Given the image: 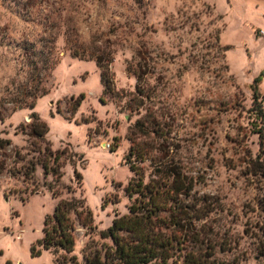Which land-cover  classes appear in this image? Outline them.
<instances>
[{
  "label": "rangeland",
  "instance_id": "374dc122",
  "mask_svg": "<svg viewBox=\"0 0 264 264\" xmlns=\"http://www.w3.org/2000/svg\"><path fill=\"white\" fill-rule=\"evenodd\" d=\"M35 114L46 142L30 136ZM139 120L149 134H133ZM130 137L212 209L198 227L219 262L264 264V0H0V264L103 259L102 233L131 205ZM47 144L65 153L60 176L43 168ZM74 198L93 224L73 215L74 251L45 250L47 221Z\"/></svg>",
  "mask_w": 264,
  "mask_h": 264
},
{
  "label": "trees",
  "instance_id": "16d2710c",
  "mask_svg": "<svg viewBox=\"0 0 264 264\" xmlns=\"http://www.w3.org/2000/svg\"><path fill=\"white\" fill-rule=\"evenodd\" d=\"M75 55L78 56L77 53ZM96 59L105 92H109L113 83L110 61L102 55H98ZM260 81L261 78H258L252 85L255 94ZM44 94L46 91L41 92L40 96ZM83 98L84 96L81 97ZM78 101L76 106L79 105ZM31 118L34 122L30 136L34 138V144L46 142L49 132L47 124L36 114ZM132 132L149 134L143 120L137 121ZM130 142V149L124 156L125 164L133 173L125 188L126 195L131 198L129 212L117 216L112 226L102 233L103 237L113 241V246L108 247L105 252L104 260L98 253L87 257L86 264H222L215 257V247L210 240L206 241L202 237L201 228L198 227V223L212 209L206 204L200 207L191 205L189 199L193 191L192 181L188 180L172 160L151 156L153 147H144L133 137H130ZM10 143V140L0 138V149ZM116 148L117 146L111 151H116ZM45 152L55 164V167H50L45 159L42 163L45 172L50 170L54 175L60 176L56 167L65 153L54 154L49 144ZM147 161L150 162L153 175L149 181H145L144 167L140 165ZM3 168L1 165L0 172ZM77 177L81 179L80 174ZM73 215H76L79 224L84 227L93 224L92 213L81 199L60 200L53 217L46 223L45 235L40 241L45 250L60 248L68 253L74 251L76 223Z\"/></svg>",
  "mask_w": 264,
  "mask_h": 264
}]
</instances>
